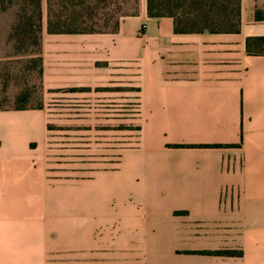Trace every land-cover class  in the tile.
<instances>
[{
    "label": "crops",
    "instance_id": "obj_1",
    "mask_svg": "<svg viewBox=\"0 0 264 264\" xmlns=\"http://www.w3.org/2000/svg\"><path fill=\"white\" fill-rule=\"evenodd\" d=\"M42 6L45 100L118 119L127 86L139 137L56 172L46 104L1 110L0 264H264V55L247 52L264 8L240 0L237 33L176 34L140 0L116 33L48 34ZM223 250L241 256L197 253Z\"/></svg>",
    "mask_w": 264,
    "mask_h": 264
},
{
    "label": "rangeland",
    "instance_id": "obj_2",
    "mask_svg": "<svg viewBox=\"0 0 264 264\" xmlns=\"http://www.w3.org/2000/svg\"><path fill=\"white\" fill-rule=\"evenodd\" d=\"M44 2L41 0V5ZM139 3L140 0H138V8ZM257 3L264 8V0H257ZM2 22L3 20H0L1 25ZM102 26L103 24H99L97 27L99 29ZM7 32L8 29L0 26V109H13L19 106L35 109L46 104L52 115L47 124L48 144L49 149L55 152L53 163L56 172L61 170L57 164L71 165V169L75 170L78 168V163L94 165V161L99 157L102 166H105L106 163L113 161L110 157H119L123 150L136 147L139 119H133L136 108L132 106L133 102L129 101L127 86H125V113L123 108L118 107V119H86L84 115L92 114V111H84L82 93L80 96L75 93L70 97L60 95L45 100L39 83L37 64L39 55L36 45L32 44V39H20L16 35L9 40ZM94 130L96 132L100 130L101 133H96L95 136ZM48 195H77V193L67 194L61 189L49 188Z\"/></svg>",
    "mask_w": 264,
    "mask_h": 264
},
{
    "label": "trees",
    "instance_id": "obj_3",
    "mask_svg": "<svg viewBox=\"0 0 264 264\" xmlns=\"http://www.w3.org/2000/svg\"><path fill=\"white\" fill-rule=\"evenodd\" d=\"M18 5L20 8L16 9ZM0 12L3 14L0 18L4 17L0 26L8 29L7 39L16 35L20 39H32L36 45L40 83L41 0H0ZM137 13L138 0H46V31L48 34L116 33L123 18L135 17ZM146 13L149 18H171L176 34L237 33L240 27V0H146ZM99 24L103 26L98 29ZM247 52L264 55V38L249 39ZM197 253L241 256L240 251L230 250Z\"/></svg>",
    "mask_w": 264,
    "mask_h": 264
}]
</instances>
